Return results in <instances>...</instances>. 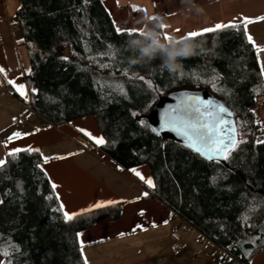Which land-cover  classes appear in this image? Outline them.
Masks as SVG:
<instances>
[{"label":"trees","instance_id":"1","mask_svg":"<svg viewBox=\"0 0 264 264\" xmlns=\"http://www.w3.org/2000/svg\"><path fill=\"white\" fill-rule=\"evenodd\" d=\"M105 1L18 0L14 25L27 58L29 109L51 127L93 117L107 164L118 171L149 167L154 187L143 202L155 200L220 253L250 264L264 251V143L254 141L261 126L253 113L264 86L252 47L236 28L158 45L118 31ZM147 24L161 33L156 20ZM201 91L232 114L238 140L248 137L221 162L163 139L146 118L161 98ZM4 160L0 247L11 246V264H85L83 247L141 227L124 219L122 204L68 220L37 167L39 152Z\"/></svg>","mask_w":264,"mask_h":264},{"label":"crops","instance_id":"2","mask_svg":"<svg viewBox=\"0 0 264 264\" xmlns=\"http://www.w3.org/2000/svg\"><path fill=\"white\" fill-rule=\"evenodd\" d=\"M108 1H112L110 10L105 8L114 25L115 21L118 22L120 29L131 32L129 24L135 23L141 24L146 31L158 33L147 24V21L156 20L161 29L159 36L172 42L188 39L189 33L230 22L240 24L238 31L246 39L241 19L252 18L254 22L247 25V34L253 38L255 46L246 41L254 51L264 86L261 70L264 51L258 53L256 50L257 47L264 49V20L255 19L264 16V0H107L104 6ZM18 7V0H0V68L4 70L0 72V86L15 94L13 98L0 96V160H4L10 150L16 148L31 146L39 149L42 171L47 173L50 184L58 186L54 192L59 197V204L64 206L61 209L63 214L67 212L78 216L122 204L123 210L128 211H124V219L140 220L141 227L137 231L83 247L81 255L85 264H181L189 259L184 252L179 257L172 255L171 234L179 236L182 250L191 236L179 233V228L196 235L192 245L200 247L197 248V255L202 253L205 258H197L194 264H210L211 247H207L208 241L203 237L201 243H195L202 234L176 217H169V212L155 200L143 202L153 187L135 184L127 176L129 172L126 171L130 169L118 171L98 155L97 148L104 143L97 144L80 131L84 129L93 137H102L93 117L51 127L28 108L29 94L24 81L28 72L27 58L24 49L17 46L19 33L14 25ZM9 80L15 81L16 85H24L26 97L21 96L8 83ZM14 133L28 135L6 143ZM44 157L51 159L44 163ZM101 201L115 203L101 208L92 207ZM141 210L145 215L140 217L138 213ZM138 236L150 238L144 244ZM206 241L205 248H201ZM126 242L133 244L124 246ZM186 249L188 251V247ZM250 264H264V251L256 255Z\"/></svg>","mask_w":264,"mask_h":264},{"label":"snow or ice","instance_id":"3","mask_svg":"<svg viewBox=\"0 0 264 264\" xmlns=\"http://www.w3.org/2000/svg\"><path fill=\"white\" fill-rule=\"evenodd\" d=\"M87 3V0H85ZM258 20H264V16L255 18ZM254 20L252 18L244 17L241 19V23L244 26L245 36L247 41L250 44L254 45L253 38L247 34V25L253 23ZM236 28L240 29V24L230 22L229 24H217L214 28H207L202 30L201 32H193L189 33L187 38H194L198 35H203L205 32H212L216 30H220L222 28ZM119 31V30H118ZM255 46V45H254ZM257 52L264 51L259 47L256 48ZM103 55V54H101ZM66 59V58H65ZM262 74H264V64L261 65ZM0 72H4L2 68H0ZM143 79V78H141ZM215 78H213L214 83ZM8 83L12 84L20 93L21 96L26 97V91L24 85H16L15 81L9 80ZM135 115V113H134ZM232 114L228 112V110L223 105H215L212 101H203L199 99L190 100L181 106H177V108L173 109L172 113H166L164 116V122L161 125L162 128H166L171 125L172 128L181 133L182 136L187 140L186 147L192 148L195 152L205 156V158L209 160H219L224 159L227 160L230 156V153L234 151L239 143H244L242 139H237V132L234 122H230L226 117H230ZM141 124L144 121H140ZM86 136L93 139L97 144L105 143L102 137L97 138L93 137L90 132L84 129H80ZM23 135L21 133H14L11 137L8 138V142H11L14 139L22 138ZM257 143H264V141H257ZM26 151V152H39V149H33L31 146L27 148H16L10 150L8 153L9 156H15L16 154ZM51 158L44 157V163H47ZM6 163L5 160H0V167H2ZM38 168H42V165L38 164ZM137 177H139L142 181H144L149 187H154L153 181L151 178H145L141 172L136 169H131ZM47 175V173H45ZM53 191L58 187L55 183L51 184ZM146 196L147 193H144ZM51 199V197H48ZM57 199H59L57 195ZM115 201H107V202H97L94 208L105 207L107 204H113ZM63 204L60 205V209H63ZM142 214V213H141ZM75 214H69L64 212V216L66 219L70 220L73 218ZM248 219L245 216V221ZM250 226V225H249ZM79 235V234H78ZM11 246L5 248L0 247V255H3L6 259L4 261H0V264H11L10 259H8L11 255L9 250ZM232 247V245H229ZM247 255H251L250 252L246 253Z\"/></svg>","mask_w":264,"mask_h":264},{"label":"rangeland","instance_id":"4","mask_svg":"<svg viewBox=\"0 0 264 264\" xmlns=\"http://www.w3.org/2000/svg\"><path fill=\"white\" fill-rule=\"evenodd\" d=\"M112 1H108L106 2L105 4V7L107 8V10H110V5L109 4H112L111 3ZM130 19H133L131 16H130ZM115 27L118 29V30H122L120 29L119 25H118V22L115 21ZM132 23V22H131ZM130 28H131V32H137V33H140L144 36H147V37H150L154 40V42L158 45H163L165 43V40L162 39L158 33H155V32H152L153 30H148L146 31L143 26L141 27V24H129ZM143 28V29H142ZM207 51H212L211 49H208ZM212 89H214L215 87L214 86H211ZM210 88V89H211ZM217 89V88H216ZM264 94H262L261 96H259L257 99H256V105L253 109V113H254V118H255V123L256 124H259L261 127L258 131V134L256 136V138L254 139L255 143L256 144H261V143H257V141H264ZM240 138L243 140V139H247L248 137L244 136V135H241ZM132 169H136L138 170L139 172H141V174L145 177V178H151L152 179V176H151V173L149 171V167L147 165H140V166H137V167H134ZM131 170V169H130ZM126 171V172H129L127 173L128 175V178L131 177V181H133L135 184L139 185V186H143V185H146L147 187H149L144 181H142L139 177H137L132 171ZM153 181V180H152ZM154 184V183H153ZM172 224V222H170ZM179 233H184V234H188L190 235V239L187 240V243H186V247H184V249L182 250V252L186 253V257L187 259L189 260H186L185 262H182L181 264H194V261H198L197 258H205L204 255L202 253H199L200 255L198 256L197 253H198V249L197 248H200V247H195L193 244V241H194V238L196 237V235L192 232H186L184 231L182 228H179ZM186 235V236H188ZM137 237H135V240L139 241L138 239H136ZM139 239H142V243H147V241L149 240L150 237L148 236H138ZM133 243L131 242H126L124 243L123 245L124 246H127V245H131ZM207 244V241L204 242V244L201 246V248H205ZM188 247V251H187V248ZM210 264H224L222 263L221 261V253L219 251V249L216 247V246H213L211 245V250H210ZM0 261H2V257L0 255Z\"/></svg>","mask_w":264,"mask_h":264},{"label":"water","instance_id":"5","mask_svg":"<svg viewBox=\"0 0 264 264\" xmlns=\"http://www.w3.org/2000/svg\"><path fill=\"white\" fill-rule=\"evenodd\" d=\"M203 100V101H212L215 105H221L217 100H215L212 96H210L207 91L201 92H177L170 94L164 98H161L154 108V110L146 117L152 128L158 132L163 139H171L175 140L183 145L187 144V140L184 136L181 135L177 130L169 125L166 128H162L161 125L164 122V116L166 113H172L173 109L177 108V106H181L190 100ZM232 122V117H226ZM190 148V147H188ZM192 149V148H190ZM193 150V149H192ZM194 151V150H193ZM195 152V151H194ZM197 153V152H196ZM199 154V153H198ZM201 155V154H200ZM203 156V155H202ZM205 158V156H203ZM208 161L209 160L205 158ZM223 159H219L218 161H222ZM217 161V160H216Z\"/></svg>","mask_w":264,"mask_h":264},{"label":"built area","instance_id":"6","mask_svg":"<svg viewBox=\"0 0 264 264\" xmlns=\"http://www.w3.org/2000/svg\"><path fill=\"white\" fill-rule=\"evenodd\" d=\"M0 80H1V76H0ZM0 96H8V97H15V94L13 91L6 89L5 87L0 86ZM29 108V107H28ZM22 122H24V118L21 119ZM203 236L200 235V237H198L195 240V243H201ZM208 248L211 247V245H213L211 242H208ZM214 246V245H213ZM171 251H172V255L175 257H179L182 254V244L180 241V238L177 234L172 233L171 234ZM222 256H225L226 261L229 262H233V264H239L237 261H235L233 258H231L230 256L226 255L224 252H221Z\"/></svg>","mask_w":264,"mask_h":264}]
</instances>
